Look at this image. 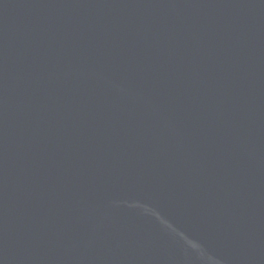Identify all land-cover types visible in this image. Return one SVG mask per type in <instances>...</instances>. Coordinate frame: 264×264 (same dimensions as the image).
<instances>
[{"label": "water", "instance_id": "water-1", "mask_svg": "<svg viewBox=\"0 0 264 264\" xmlns=\"http://www.w3.org/2000/svg\"><path fill=\"white\" fill-rule=\"evenodd\" d=\"M0 264H264V0H0Z\"/></svg>", "mask_w": 264, "mask_h": 264}]
</instances>
